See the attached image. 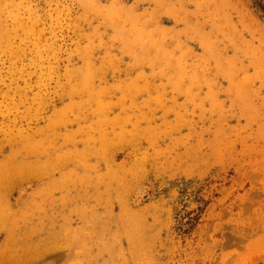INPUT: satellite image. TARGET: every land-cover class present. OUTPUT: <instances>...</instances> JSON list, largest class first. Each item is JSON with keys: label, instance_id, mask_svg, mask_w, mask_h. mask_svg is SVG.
Here are the masks:
<instances>
[{"label": "rangeland", "instance_id": "374dc122", "mask_svg": "<svg viewBox=\"0 0 264 264\" xmlns=\"http://www.w3.org/2000/svg\"><path fill=\"white\" fill-rule=\"evenodd\" d=\"M0 264H264V0H0Z\"/></svg>", "mask_w": 264, "mask_h": 264}]
</instances>
